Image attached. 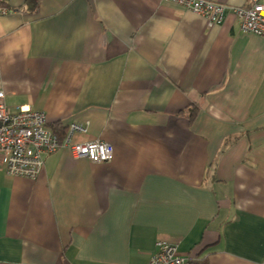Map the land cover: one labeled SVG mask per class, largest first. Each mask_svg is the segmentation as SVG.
Here are the masks:
<instances>
[{
  "label": "crops",
  "instance_id": "0c3cea01",
  "mask_svg": "<svg viewBox=\"0 0 264 264\" xmlns=\"http://www.w3.org/2000/svg\"><path fill=\"white\" fill-rule=\"evenodd\" d=\"M34 1L0 14L5 103L113 156L63 147L35 178L0 169V264H147L159 240L264 264V36L169 0Z\"/></svg>",
  "mask_w": 264,
  "mask_h": 264
},
{
  "label": "built area",
  "instance_id": "2783aa9c",
  "mask_svg": "<svg viewBox=\"0 0 264 264\" xmlns=\"http://www.w3.org/2000/svg\"><path fill=\"white\" fill-rule=\"evenodd\" d=\"M0 0V14L7 12ZM203 16L209 26L220 24L227 13L239 21L240 30L264 36V2L252 0L249 6H229L219 0H169ZM0 89V169L7 174L35 178L44 164V155L67 147L74 157H86L93 162L108 161L113 156L111 143L99 139L74 142V132L86 127L71 123L64 137H59L46 126V115L27 106H8ZM147 264H188V257L178 246L166 240L156 243V250Z\"/></svg>",
  "mask_w": 264,
  "mask_h": 264
},
{
  "label": "trees",
  "instance_id": "16d2710c",
  "mask_svg": "<svg viewBox=\"0 0 264 264\" xmlns=\"http://www.w3.org/2000/svg\"><path fill=\"white\" fill-rule=\"evenodd\" d=\"M33 1V3H34V6H35V1L34 0H30V2H32ZM186 112V109L185 110H183L182 112H181V114H183V113H185ZM62 128V134H64V130H65V128L62 126L61 127ZM59 137H61L60 135H59ZM62 138V137H61ZM188 264H206V262L205 261H197V260H194V259H192V258H188Z\"/></svg>",
  "mask_w": 264,
  "mask_h": 264
}]
</instances>
